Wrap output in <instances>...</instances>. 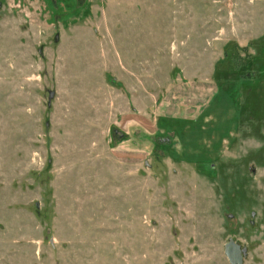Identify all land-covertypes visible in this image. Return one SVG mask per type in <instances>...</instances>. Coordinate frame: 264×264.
Wrapping results in <instances>:
<instances>
[{
	"label": "rangeland",
	"instance_id": "374dc122",
	"mask_svg": "<svg viewBox=\"0 0 264 264\" xmlns=\"http://www.w3.org/2000/svg\"><path fill=\"white\" fill-rule=\"evenodd\" d=\"M229 240L264 264V0H0V264Z\"/></svg>",
	"mask_w": 264,
	"mask_h": 264
},
{
	"label": "water",
	"instance_id": "95a60500",
	"mask_svg": "<svg viewBox=\"0 0 264 264\" xmlns=\"http://www.w3.org/2000/svg\"><path fill=\"white\" fill-rule=\"evenodd\" d=\"M224 254L230 264H242V249L239 244L229 240L224 245Z\"/></svg>",
	"mask_w": 264,
	"mask_h": 264
},
{
	"label": "crops",
	"instance_id": "0c3cea01",
	"mask_svg": "<svg viewBox=\"0 0 264 264\" xmlns=\"http://www.w3.org/2000/svg\"><path fill=\"white\" fill-rule=\"evenodd\" d=\"M154 129H156V127Z\"/></svg>",
	"mask_w": 264,
	"mask_h": 264
}]
</instances>
